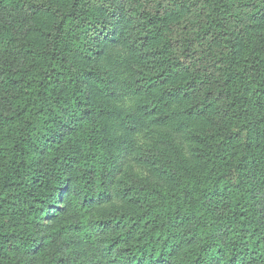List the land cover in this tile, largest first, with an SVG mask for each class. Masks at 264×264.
<instances>
[{"label":"trees","instance_id":"trees-1","mask_svg":"<svg viewBox=\"0 0 264 264\" xmlns=\"http://www.w3.org/2000/svg\"><path fill=\"white\" fill-rule=\"evenodd\" d=\"M0 264H264V0H0Z\"/></svg>","mask_w":264,"mask_h":264},{"label":"rangeland","instance_id":"rangeland-1","mask_svg":"<svg viewBox=\"0 0 264 264\" xmlns=\"http://www.w3.org/2000/svg\"><path fill=\"white\" fill-rule=\"evenodd\" d=\"M116 58V57H115ZM115 62L114 61H110V66H112Z\"/></svg>","mask_w":264,"mask_h":264}]
</instances>
